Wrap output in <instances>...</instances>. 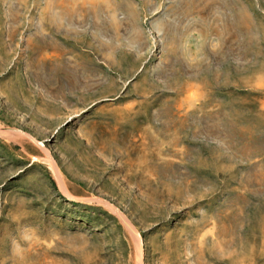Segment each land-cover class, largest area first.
Wrapping results in <instances>:
<instances>
[{
	"label": "rangeland",
	"instance_id": "obj_1",
	"mask_svg": "<svg viewBox=\"0 0 264 264\" xmlns=\"http://www.w3.org/2000/svg\"><path fill=\"white\" fill-rule=\"evenodd\" d=\"M1 129L0 264H264V0H0Z\"/></svg>",
	"mask_w": 264,
	"mask_h": 264
},
{
	"label": "bare ground",
	"instance_id": "obj_2",
	"mask_svg": "<svg viewBox=\"0 0 264 264\" xmlns=\"http://www.w3.org/2000/svg\"><path fill=\"white\" fill-rule=\"evenodd\" d=\"M0 133L2 134V135H4V136H12L13 134H22V133H20V132H12V131H9V132H6V131H4L3 129H1L0 130ZM53 159H51L50 158V162H51V166H52V169L56 172V174H57V176L59 177V179H60V181H61V183L64 185V180H63V178L61 177V175H60V171H58L57 170V168H56V166H55V164H54V162L52 161ZM126 221H128L127 219H126ZM134 227V226H133ZM135 241H136V243H137V246H138V251H139V254H138V261H139V264H142V257H143V250H142V248H141V240L138 238V236H135Z\"/></svg>",
	"mask_w": 264,
	"mask_h": 264
}]
</instances>
